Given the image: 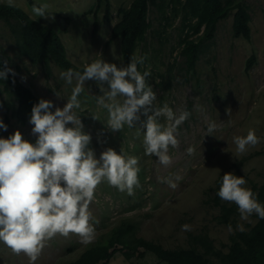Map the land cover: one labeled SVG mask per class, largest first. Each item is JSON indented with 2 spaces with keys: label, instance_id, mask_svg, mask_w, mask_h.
<instances>
[{
  "label": "rangeland",
  "instance_id": "obj_1",
  "mask_svg": "<svg viewBox=\"0 0 264 264\" xmlns=\"http://www.w3.org/2000/svg\"><path fill=\"white\" fill-rule=\"evenodd\" d=\"M33 1L39 6L48 5L45 16L35 15L26 0H15V5L56 30L65 43L69 58L77 65L87 67L99 61L114 64L118 69L128 67L122 57L120 39L115 38L110 42L108 39L113 25L120 19L118 8L130 5L132 0H110L109 19L104 18L105 8L102 7L97 12L95 32L93 24L96 15L94 11H87L96 8L97 0ZM241 1L247 4L251 14L252 39L233 35L231 12L219 21L215 37L207 41L196 72L188 75L184 69V58L178 54L177 47L180 18L177 17L166 32H161L163 39L160 42L156 30L163 28L159 25L156 10L150 11L152 27L146 41L137 49L135 58L137 62L143 59L137 70L141 74L150 73L145 77V90L150 88L155 99L138 109L130 125L124 122L119 129H113L110 125V111H114L116 106H123L127 97L121 94L111 97L107 81L81 79V75L72 72L69 77L68 71L54 62L47 77L41 65L33 64L18 53L9 27L0 20V54L24 85L41 100L51 102L49 111L55 113L57 109L63 110L72 103L74 90L77 87L81 89L69 112L75 118V123L70 122L66 127L79 128L82 134L89 136L84 150L93 153L98 161L97 166L103 165L101 156L109 149L122 155L125 160L130 157L138 160L135 167L139 169V186L134 187L133 195L120 192L108 183L106 177L97 185L89 204V223L95 227L92 242L83 244L74 233L68 237L57 233L43 241L44 247L34 264L71 261L124 221L139 224V236L166 247H188L190 233L206 231L217 248L228 250L227 245L234 230L231 227L229 231L227 225L217 222L220 207L210 202L215 195L212 188L216 185V179L233 173L244 178V187L249 189L253 182L260 184L264 179V153L254 154L264 148V0ZM0 3H7V0H0ZM64 17L70 18L69 24ZM253 53L256 61L250 69H246V60ZM172 64L174 68L170 74ZM15 104L12 96L0 90V120L4 122L5 116H9L7 131L0 129V138H8L20 131L24 140L35 145L39 133L32 131L34 125L30 121L24 125L16 121L12 116ZM165 106L172 110V119L162 111ZM183 112L189 113L188 118L176 125V119ZM150 116L155 118L162 131L174 126L173 135L178 144L176 147L169 145L166 154L171 163L167 165L155 154H145L144 137ZM211 124L216 127L209 133ZM250 129L255 132L259 142L255 146H248L244 153H237L234 138L245 136ZM189 148L193 149L191 155L187 151ZM245 156L246 159L241 161ZM177 175L181 177L180 180L176 179ZM167 181L176 183L177 187L171 188ZM61 183L64 186V182ZM256 221V214L247 220L239 216L237 226L243 225L244 229H248ZM182 225H189L190 230H182ZM0 264L33 262L24 253H13L0 241ZM109 264L166 263L154 253L141 249L129 260L118 252Z\"/></svg>",
  "mask_w": 264,
  "mask_h": 264
},
{
  "label": "clouds",
  "instance_id": "obj_2",
  "mask_svg": "<svg viewBox=\"0 0 264 264\" xmlns=\"http://www.w3.org/2000/svg\"><path fill=\"white\" fill-rule=\"evenodd\" d=\"M7 4L15 7V0H7ZM47 8V4L41 7L33 5L32 11L37 16H45ZM139 63H143V59ZM148 75L150 73L141 74L137 70V60L133 57L125 69L94 62L84 69L81 79L107 81L111 97L117 94L127 97L123 106L110 111V125L119 129L124 122L130 125L138 109L155 99L150 88L145 90V77ZM68 76H71V70H68ZM0 78H6V73L0 72ZM80 91L77 87L72 103L55 113L49 111L52 104L47 100H41L32 108V131L39 133L35 145L24 140L20 131L8 138H0V241L13 253L26 254L33 264L44 247L43 241L57 233L64 237L74 233L80 237L81 243L92 242L95 227L89 223V204L102 178L106 177L111 186L120 192L126 191L129 196L134 194V187L139 186V169L135 167L137 158L125 160L109 149L102 154L103 165L98 167L93 153L84 150L89 136L82 134L79 128L66 127L70 122L75 123L69 112ZM140 93L142 95L138 96ZM162 111L172 119L170 108L165 106ZM188 116L189 113L183 112L175 124L179 125ZM215 127V124L209 125L208 132L212 133ZM146 128L145 154H155L166 165L171 163L166 153L169 145L176 147L178 144L173 135L174 126L162 131L155 118L150 116ZM0 129L7 131L3 120H0ZM258 142L251 129L245 136L234 138L236 151L241 154ZM187 151L191 155L193 149ZM176 179L181 177L177 175ZM167 182L171 188L177 187L176 183ZM245 184L244 178L225 174L216 194L221 200L234 203L242 220L253 214L264 219V204L255 198L251 189L244 187ZM228 227L231 231V225ZM237 227L244 231L243 225ZM182 230H190V226L182 225Z\"/></svg>",
  "mask_w": 264,
  "mask_h": 264
},
{
  "label": "trees",
  "instance_id": "obj_3",
  "mask_svg": "<svg viewBox=\"0 0 264 264\" xmlns=\"http://www.w3.org/2000/svg\"><path fill=\"white\" fill-rule=\"evenodd\" d=\"M26 1L31 7L33 5L41 7L33 0ZM102 7L105 8L104 18L109 19L110 0H97L96 8L87 11H94L96 15L94 32L98 23L97 12ZM152 9L158 13L159 25L163 28L160 31L156 30L160 42L163 39L161 32H166L167 27L171 26L177 17L180 18L177 47L178 54L184 58L186 75L196 72V65L208 45L207 41L215 37L219 21L231 12L233 35L246 40L252 39L251 14L247 4L241 0H132L130 5H121L118 8L120 19L113 25L108 39V42L115 38L120 39L122 57L128 65L135 57L137 49L147 39L152 27L150 19ZM0 20L9 27L18 53L33 64L41 65L47 77L51 74L52 62L65 71L71 70L72 73L83 75L86 66L77 65L69 58L61 35L31 17L23 8L0 3ZM64 20L67 24L70 23V18L64 17ZM255 61L256 55L253 53L246 60V69H250ZM173 68L174 64L170 65V74ZM0 72L6 73V78H0L1 92L8 93L16 102L12 116L19 124H27L31 119L32 108L41 99L20 81L1 54ZM168 84L170 86V81ZM4 124L8 126L9 116H5ZM262 153L264 148L254 154ZM246 157H242L241 161ZM222 178L223 175L216 179V185L212 188L215 195L210 198V202L213 201L215 206L220 207V213L216 216L217 222L231 225L234 230L227 251L217 248L206 231L190 233L188 247H166L160 242L139 236L137 234L139 224L124 221L111 228L101 241L85 249L77 258L62 264H109L118 252L129 260L139 254L141 249L154 253L166 264H264V219L257 216L254 224L240 231L237 228L240 216L237 206L221 200L216 194ZM251 190L255 198L264 204V179L260 184L253 182Z\"/></svg>",
  "mask_w": 264,
  "mask_h": 264
}]
</instances>
